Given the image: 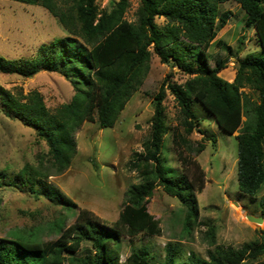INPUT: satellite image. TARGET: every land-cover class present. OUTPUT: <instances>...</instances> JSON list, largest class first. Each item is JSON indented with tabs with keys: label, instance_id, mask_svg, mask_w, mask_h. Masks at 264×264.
Returning <instances> with one entry per match:
<instances>
[{
	"label": "trees",
	"instance_id": "1",
	"mask_svg": "<svg viewBox=\"0 0 264 264\" xmlns=\"http://www.w3.org/2000/svg\"><path fill=\"white\" fill-rule=\"evenodd\" d=\"M17 1L46 8L58 18L67 35L42 45V53L35 58L19 62L0 56V70L25 77L44 69L58 71L71 80L75 93L71 101L51 111L39 91L14 96L0 87L5 112L23 117L25 123L36 127L49 146L50 173L46 167L26 165L18 172V179L11 182L15 186L29 183L34 187L36 176L48 177L51 172L60 174L69 168L77 152L75 133L85 121L113 127L144 84L153 53L189 78L177 83L169 75L154 93L149 137L144 151L136 153L130 162L141 179L127 190L117 220L103 221L90 210L81 209L76 222L67 228L62 218L54 222L53 226L61 230L55 241L25 240L18 234L10 243L0 238V264H66L65 259L77 264H243L248 258L264 255V229L259 230V241L237 248L217 245L208 251L207 258L190 253L179 263L177 256L184 249L181 242L166 244L162 263L147 246L132 250L125 260H121L120 253L121 237L162 233L159 219L148 209L157 186H163L186 207L183 225L187 232L191 230L193 218L198 216L197 191L200 183L205 182V173L186 150L199 154L205 149V143L199 142L194 150L189 135L207 116L211 118L207 124L215 121L230 135L240 131L235 135L239 190L252 202L258 200L264 185V0H235L245 11L246 27L255 30L262 52L251 51L240 58L233 81L219 74L227 67L229 58H218L212 65L213 55L209 52L218 29L233 15L231 10L219 9V3L228 0H140L135 20L125 15L129 0H119L111 9H101L96 0ZM161 17L164 22L158 23L157 18ZM219 42L228 48L226 43ZM167 90L179 106L178 117L185 133L168 123ZM170 132L182 170L168 161L172 149L167 146L166 136ZM204 134V139L217 141L211 130L206 129ZM35 188L32 191L41 192ZM46 194L64 203L55 188L50 187ZM73 206L75 203L68 202L63 208L69 211ZM260 206L264 217V197ZM208 234L212 245L215 244L213 225ZM84 240L91 241L93 254H77Z\"/></svg>",
	"mask_w": 264,
	"mask_h": 264
},
{
	"label": "rangeland",
	"instance_id": "2",
	"mask_svg": "<svg viewBox=\"0 0 264 264\" xmlns=\"http://www.w3.org/2000/svg\"><path fill=\"white\" fill-rule=\"evenodd\" d=\"M96 1L101 9H111L119 0ZM129 2L125 15L127 19L135 20L140 0ZM219 9L231 10L233 15L218 29L212 42L209 49L213 55L211 63L215 65L218 58L228 57L227 67L219 74L233 81L240 58L251 51L262 52V48L255 30L246 27L245 11L237 1L220 2ZM157 22L163 23L164 18H157ZM66 35L67 31L58 18L43 6L0 0V56L19 62L24 58H35L42 53V45H49L55 38ZM219 40L228 48L222 47ZM169 75L177 83H184L189 78L177 67L161 62L160 57L153 53L144 84L127 103L116 124L101 127L98 122L85 121L75 133L77 152L69 168L60 174L51 172L48 177H35L34 187L40 193L32 191L34 187L29 183L15 186L11 182L18 179V172L26 165L46 167V172H49V146L38 129L25 123L23 117L8 115L0 98V170L3 171L0 174V238L10 243L18 234L25 240L55 241L61 230L53 226L54 222L62 218L67 228L76 222L81 209L90 210L103 221L117 220L125 204L127 190L132 184L140 182V174L130 166V162L136 153L144 151L154 114L153 95ZM0 87L14 96L39 91L51 111L71 101L75 93V87L67 76L46 69L31 77L0 70ZM165 106L170 126L178 127L185 133L178 117L179 106L170 90H167ZM208 118L211 120L207 116V120L189 135L194 150L199 142L205 143V149L199 154L186 150L205 173V182L203 185L200 183V190L197 191L198 216L193 218L195 222L191 230L187 232L183 225L186 207L178 198L169 195L163 186H157L149 199L148 209L159 219L162 233L121 237V260H125L132 250L147 246L156 260L162 263L164 247L169 242H181L184 246L176 259L179 263L186 260L190 253L207 258L208 251L217 245L237 248L259 241V230L264 229V221H252L248 215L263 216L260 199L264 197V185L256 202L240 192L238 141L235 137L240 131L230 135L215 121L207 124ZM206 129L216 134L215 143L203 138ZM166 139L167 146L172 149L168 153L169 163L182 170L172 148L173 133L167 134ZM50 187L61 193L63 204L46 194ZM68 202L76 206L66 211L63 206ZM212 225L215 233L213 245L208 234ZM93 252L91 241L84 240L77 254L86 256ZM65 260L66 264H77V261ZM243 264H264V255L256 259L248 258Z\"/></svg>",
	"mask_w": 264,
	"mask_h": 264
},
{
	"label": "water",
	"instance_id": "3",
	"mask_svg": "<svg viewBox=\"0 0 264 264\" xmlns=\"http://www.w3.org/2000/svg\"><path fill=\"white\" fill-rule=\"evenodd\" d=\"M248 218L252 221H255V222H258V223H261L264 221V217L263 216H260V217H256V216H253V215H248Z\"/></svg>",
	"mask_w": 264,
	"mask_h": 264
}]
</instances>
